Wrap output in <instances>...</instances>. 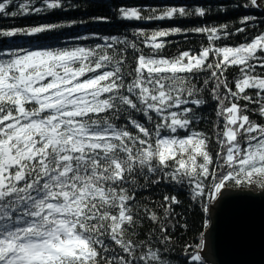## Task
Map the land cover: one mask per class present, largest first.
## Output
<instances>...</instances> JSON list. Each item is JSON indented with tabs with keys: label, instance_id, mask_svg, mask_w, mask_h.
<instances>
[{
	"label": "trees",
	"instance_id": "trees-1",
	"mask_svg": "<svg viewBox=\"0 0 264 264\" xmlns=\"http://www.w3.org/2000/svg\"><path fill=\"white\" fill-rule=\"evenodd\" d=\"M166 138L206 153L164 157ZM263 142L256 0H0V264H213L211 205L264 190L239 162ZM63 225L87 253L42 249Z\"/></svg>",
	"mask_w": 264,
	"mask_h": 264
},
{
	"label": "water",
	"instance_id": "water-1",
	"mask_svg": "<svg viewBox=\"0 0 264 264\" xmlns=\"http://www.w3.org/2000/svg\"><path fill=\"white\" fill-rule=\"evenodd\" d=\"M264 10V0H256ZM205 233L213 264H264V190L224 189L211 205Z\"/></svg>",
	"mask_w": 264,
	"mask_h": 264
},
{
	"label": "rangeland",
	"instance_id": "rangeland-1",
	"mask_svg": "<svg viewBox=\"0 0 264 264\" xmlns=\"http://www.w3.org/2000/svg\"><path fill=\"white\" fill-rule=\"evenodd\" d=\"M258 40H255L249 45H240L235 47H226L222 50V59L225 62L240 63L243 61L244 52L257 48ZM208 54L204 50L201 55L189 57L184 64L180 65L181 69H191L199 65L204 57ZM34 60H31L33 63ZM233 111L230 120L235 121L236 115ZM236 128L231 127L227 130V137L233 140L236 137ZM161 152L164 157H178L184 164L195 166L198 158L206 153L205 142L198 138L188 139H163L161 141ZM241 170L245 174L249 187H255L257 184L264 185V142L261 146H255L250 150L240 161ZM229 189V188H224ZM222 189V190H224ZM221 190V191H222ZM231 190V189H230ZM219 194L217 196L220 195ZM42 249L49 254L70 253V254H85L87 253L86 246L78 240L76 235L67 225L60 226L49 238V242L42 246Z\"/></svg>",
	"mask_w": 264,
	"mask_h": 264
}]
</instances>
